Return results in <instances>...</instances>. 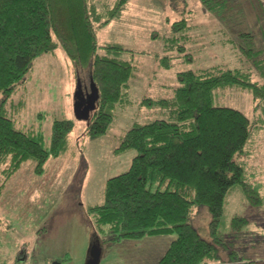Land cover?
<instances>
[{
    "label": "trees",
    "instance_id": "1",
    "mask_svg": "<svg viewBox=\"0 0 264 264\" xmlns=\"http://www.w3.org/2000/svg\"><path fill=\"white\" fill-rule=\"evenodd\" d=\"M129 1L115 0L100 12L95 0H0V196L24 162L32 160L34 173L41 175L49 157H60L71 146L73 122L68 119L52 121L49 149H44L8 115V100L37 58L60 48L76 70L85 71L88 81L94 82L98 99L84 131L89 138L105 135L116 108L131 103L129 82L136 67L120 57L130 50L120 44L100 46L96 35L97 29L121 17ZM230 1L234 3L201 0L206 11L221 19L227 17L224 13L231 8ZM252 2L257 21L264 22V0ZM189 29L186 19L173 22L165 50L172 51L176 45L178 53L191 60L183 44L176 42ZM233 41L241 43L235 49L249 63L247 69L179 72L178 85L168 97L138 102L158 109L161 117L135 123L124 133L115 152L133 150L136 154L127 171L106 179L103 202L86 209L92 239L99 238L102 246L174 235L157 264H208L219 260V253L228 257L223 262H241L217 233L230 191L236 189L251 206L263 203L260 182L248 170V161L256 155L264 118L250 120L237 109L215 106L213 94L218 89L247 90L254 110L264 112V82L253 77L264 80V46L255 45L249 31L238 32ZM99 48L104 54L98 53ZM158 62L168 68L171 57H158ZM197 207H205L209 214L207 238L192 223ZM230 218L232 231L247 224L242 216ZM19 257L20 253L16 261Z\"/></svg>",
    "mask_w": 264,
    "mask_h": 264
},
{
    "label": "rangeland",
    "instance_id": "2",
    "mask_svg": "<svg viewBox=\"0 0 264 264\" xmlns=\"http://www.w3.org/2000/svg\"><path fill=\"white\" fill-rule=\"evenodd\" d=\"M114 2L95 0L100 12ZM230 6L224 13L227 17L221 19L206 11L201 0H130L121 17L97 29L100 46H124L130 51H123L120 57L136 67L135 75L129 82L128 98L131 103L116 108L114 122L108 132L99 137L84 135L87 121L78 120L73 112L78 89L84 93L90 89L85 71L76 70L60 48L34 61L25 81L6 104L8 115L15 121L16 127L41 142L44 149H49L52 121L68 119L73 122L71 146L60 157H49L41 175L34 173V162L30 160L24 162L6 182L0 196V264L15 263L14 258L19 251L25 247L31 249V246L37 250L49 247L51 251L60 252L56 257L61 264H85L93 236L86 209L103 202L106 179L127 171L136 154L133 150L115 152L121 137L135 123H146L161 117L158 109L139 106L138 102L148 97H168L178 85L179 72L213 67L247 69L249 63L235 49L239 42L235 45L233 41L238 32H251L255 45L264 46V22L257 21L256 4L252 0H234V3L230 1ZM180 19H186L190 29L183 40L176 42L183 44L191 60H185L176 45L172 51L164 48L167 39L172 37V23ZM104 52L103 48L98 49L99 54ZM165 55L171 57L168 68H163L158 62V57ZM252 72L256 73L254 69ZM253 77L264 82L258 76ZM213 104L237 109L250 120L264 118L261 109L254 110L252 96L247 90L218 89L213 94ZM261 129L257 152L248 161V170H259L264 175V127ZM241 198L236 189L225 198V210L217 235L230 245H234L230 235V217L234 213L244 215L257 224L261 219L264 224V215L260 214L264 207H252L245 201L240 202ZM206 210L205 207H197L192 216L193 225L205 238L208 237L209 221ZM250 231L251 223L242 229L247 235ZM257 234L260 235L259 232ZM147 238L102 246L98 264H149L147 257L153 239ZM161 238L156 252L162 247L163 255V248L174 235H163ZM252 244L256 253L264 254V240ZM132 246L136 256L128 259L133 254V251H128ZM234 250L239 259H252L244 249ZM127 252L128 256H125ZM225 254L219 253V260L213 263L221 264L224 261L221 259L228 258ZM160 255H151L149 261L156 263ZM246 262L241 264H255ZM259 264H264V261Z\"/></svg>",
    "mask_w": 264,
    "mask_h": 264
},
{
    "label": "crops",
    "instance_id": "3",
    "mask_svg": "<svg viewBox=\"0 0 264 264\" xmlns=\"http://www.w3.org/2000/svg\"><path fill=\"white\" fill-rule=\"evenodd\" d=\"M256 152H257V146H256ZM252 172H253V176H255L254 180H256L257 182H260L261 195L263 196V203L260 204L259 206H252V207H259L261 209L262 207H264V179H263L264 175L259 170L252 169ZM238 193H240V192H238ZM240 195L242 197L240 202H244V201L246 202L245 198L242 196L241 193H240ZM246 203L248 205H250L248 202H246ZM260 214L264 215V211L262 212V210H260ZM234 215H238V214L234 213ZM239 216H242V217L246 218L244 215H239ZM246 219H247V224L248 225H249V223H251V231H250L251 233H250V235H247V233L244 234L242 232V229L244 228L243 227L241 230L232 231V233L230 234V235H232L234 245H230L229 242H226V243L233 250L237 249V248L244 249L246 255L250 256V254H251L250 258H252V259H247V258L241 259L240 258L241 261L244 260L245 262L247 261L246 263L250 262V263L259 264L260 261H264V254L256 253L255 252V246H254V244H252V242H257V241H260V240H264V224H263V221L261 219H260V221H258V224L263 225V227L261 228V226L258 225L255 221L250 222L249 218H246ZM247 224H246V226H247ZM257 232H259L260 235L257 234ZM146 237H148L147 240L148 239H153V242L150 243L151 250L149 252H148V250H146L148 252V255H149L147 257L148 258V262H149V264H157L158 260L162 256V254H161L162 247L157 252H156V249L161 244L160 239H162L161 238L162 236L159 235V236H146ZM142 239H145V237H143ZM142 239H138V240H142ZM120 242H118V243H120ZM168 244L169 243H167V247H168ZM167 247L166 248L164 247L163 249L166 250ZM134 250L135 249H133V246H132V248H130L128 250L129 252L133 251V254L131 255V257L127 255L128 252L125 254V256H128L129 257L128 259L135 257L136 255H134ZM19 253H20V257L19 258L24 259V260L21 261V262H17L16 259H15L16 257H15L14 258V262L15 263H13V264H48V263L51 264V263H53L55 261H58L61 264L60 259L56 257V255L59 254L60 252L56 253L54 251H51L49 247H47V248L46 247H39L38 250L35 249V246H31V249L25 247V248H22L19 251ZM64 254L67 255L66 253H64ZM141 254H143V253H141ZM151 255H153V256L160 255L158 257V259L156 260V263H154V261H149V258H150ZM65 258H67V256H65ZM227 259H224V260H227ZM226 262L227 261L222 262L221 264H231V263H226ZM245 262H240V264L241 263H245ZM208 264H214V263L210 262Z\"/></svg>",
    "mask_w": 264,
    "mask_h": 264
},
{
    "label": "water",
    "instance_id": "4",
    "mask_svg": "<svg viewBox=\"0 0 264 264\" xmlns=\"http://www.w3.org/2000/svg\"><path fill=\"white\" fill-rule=\"evenodd\" d=\"M98 99V90L92 80H90L89 92L84 93L82 90L78 89L75 94V101L73 104V112L78 120H86L88 122L91 112L95 109L96 101ZM102 245L100 244L99 238L92 239L85 264H98L101 257ZM19 261L24 259L19 258ZM52 264H60L58 261Z\"/></svg>",
    "mask_w": 264,
    "mask_h": 264
}]
</instances>
